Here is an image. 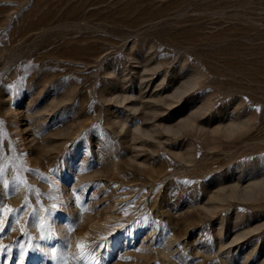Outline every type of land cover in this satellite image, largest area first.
Segmentation results:
<instances>
[{
  "label": "rangeland",
  "instance_id": "1",
  "mask_svg": "<svg viewBox=\"0 0 264 264\" xmlns=\"http://www.w3.org/2000/svg\"><path fill=\"white\" fill-rule=\"evenodd\" d=\"M0 264H264V0H0Z\"/></svg>",
  "mask_w": 264,
  "mask_h": 264
},
{
  "label": "snow or ice",
  "instance_id": "2",
  "mask_svg": "<svg viewBox=\"0 0 264 264\" xmlns=\"http://www.w3.org/2000/svg\"><path fill=\"white\" fill-rule=\"evenodd\" d=\"M110 235H111V234H109V236H110ZM109 236H108V237H109ZM108 237H107V239H108ZM76 246H77V248H81V247H82V245H81L80 243H77ZM52 251L55 252V251H56L55 248H53Z\"/></svg>",
  "mask_w": 264,
  "mask_h": 264
}]
</instances>
